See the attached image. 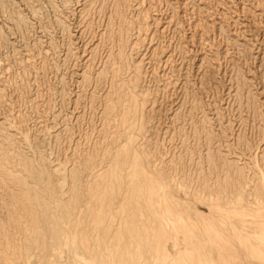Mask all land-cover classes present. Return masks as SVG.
Masks as SVG:
<instances>
[{
    "label": "bare ground",
    "instance_id": "6f19581e",
    "mask_svg": "<svg viewBox=\"0 0 264 264\" xmlns=\"http://www.w3.org/2000/svg\"><path fill=\"white\" fill-rule=\"evenodd\" d=\"M0 264H264V0H0Z\"/></svg>",
    "mask_w": 264,
    "mask_h": 264
}]
</instances>
